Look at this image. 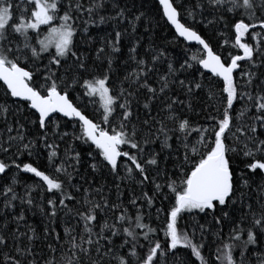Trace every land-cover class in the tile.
<instances>
[{"label":"snow or ice","instance_id":"6c2138e0","mask_svg":"<svg viewBox=\"0 0 264 264\" xmlns=\"http://www.w3.org/2000/svg\"><path fill=\"white\" fill-rule=\"evenodd\" d=\"M205 3L219 13L218 20H224L225 13L234 18L231 25L235 35L233 47L241 49L243 54H229L230 62L228 58L222 59L197 30L182 22L179 5L173 0H159L166 22L174 27L178 38L202 46V51L198 50L192 61L222 80L216 99L219 107L210 106L217 115L209 112L205 117L206 126L194 127L183 116L182 110L177 111L178 107L192 110L194 89L203 87L195 79L179 78V74L188 73L193 68V63L186 60L177 68L168 62L166 74L152 80V75L158 73L157 63L165 58V51L150 46L144 55L151 59L140 57V38L135 35L137 26L142 20L147 19L148 24L152 21L139 10L136 0H20V3L0 0V81L6 86L4 95L15 98L12 101L15 109L7 102L0 103V122L4 125L0 129V153H4L8 161L0 159V178L15 168L42 182L30 186L24 197L15 192V176L12 184L0 190V196L4 198L3 209L0 210L3 216L0 264H170L169 253L174 257L171 264H187L180 259L178 247L190 249L200 264H208L202 254L205 226L197 223L189 233L179 227V221L184 214L195 217L211 212L215 223L220 225L222 219L230 218V212L225 209L234 206H238L243 215L239 221H234L230 230L232 242L217 248L216 259L220 264H246L249 246L264 242V73L259 71L264 68V40L257 39L264 34V0H198L195 7L203 11ZM187 14L195 20L196 14L192 9H188ZM125 22L127 27L121 30ZM101 25H111L114 32V37L113 33L102 37V46L96 50L97 60L105 54L103 59L107 61V68L103 69L102 65L94 62L90 70L87 57L78 52L77 38L83 33L80 38L85 43L93 42L88 34L89 27ZM41 26L47 27L46 33L41 31ZM256 28L260 31H254ZM246 34L257 39L255 46L242 42ZM124 38H128V58L135 67L125 75L117 91L110 86V79L113 57L121 52ZM45 58L47 63L42 64ZM240 61H245L247 67H242ZM237 69H241L242 82H237L234 77ZM195 71L199 72V68ZM85 73L91 78H85ZM125 83L128 87H124ZM77 88L83 89L81 99L90 98L85 105L99 104L103 110L101 123L108 128L95 123L73 103L70 90L76 91ZM177 89H180L179 93ZM181 94L188 99H181ZM214 95L210 93L209 99ZM142 100L149 117L143 120L137 110ZM238 103L240 109L237 111L235 105ZM153 104L159 108L155 116L151 115ZM21 111L27 113L23 122L19 118ZM160 112H166V117L160 118ZM56 114L72 121L74 126H80L81 135L75 139H82L85 143L90 141L99 150L95 155L102 160L88 165L93 172L103 167L116 177L136 181L142 188L145 182L154 184L151 195L142 190L140 195H134L129 201L135 214L120 202L119 184L116 185V202L104 194L103 186L83 188V195L77 199L72 189L80 193L81 186L72 181L74 173L80 175L81 157L78 152L69 155L74 150L68 148L63 157L60 156L57 141H64L69 134L59 132L60 120ZM10 115L16 119L10 121ZM113 121L118 122L116 127H112ZM29 132L32 138H29ZM193 132L197 133L194 144L189 140ZM173 137L184 149L183 163H177L176 177L169 178L166 185L156 183L154 179L150 181L147 166H156L159 174L160 155L165 149H172L170 141ZM158 140L160 151L153 152L145 160L146 146ZM229 140L232 143H228ZM41 145L48 150L45 170L31 162L17 163L25 153L39 159L38 147ZM123 145H128L129 150H123ZM133 149L135 153L131 151ZM189 149L193 156L199 155L200 158L187 169L191 159ZM89 155L93 156V153ZM237 157L243 162L242 168L235 163ZM121 168L124 177H120ZM60 175L64 179H60ZM137 175L142 179L137 181ZM164 175H168L167 171ZM165 187L173 194L171 199L164 192ZM35 188L51 196L45 198L42 195L40 203H36L31 195ZM253 195L256 208H253ZM96 196L99 199H95ZM158 197L161 204L168 201L167 208H156L157 220L161 213L165 215L162 230L166 239L163 245L158 238L153 239L161 229L144 222V206L151 209ZM17 200L29 208H38L47 218L42 236L25 222L23 210L19 213L14 211V201ZM137 201H143V204L138 205ZM217 211L221 215L217 216ZM61 214L74 219L78 217L77 225L64 228L63 237L56 230L63 218ZM151 215L149 212V219ZM246 221L247 227H244ZM12 222L15 223L14 228H10ZM21 222H25V231L21 230ZM197 230L201 239L194 242ZM244 235L246 239H242ZM120 236L123 240L117 245L115 238ZM38 240L46 242L45 247L51 253L59 247L60 261H56L54 256L45 259L43 250H37ZM65 246L70 256L63 253ZM126 246L129 249L127 257L134 259L121 253L120 250ZM237 248L240 249L238 259L234 257ZM138 249L146 251L141 254ZM257 264H264V253L257 254Z\"/></svg>","mask_w":264,"mask_h":264},{"label":"trees","instance_id":"16d2710c","mask_svg":"<svg viewBox=\"0 0 264 264\" xmlns=\"http://www.w3.org/2000/svg\"><path fill=\"white\" fill-rule=\"evenodd\" d=\"M176 5L180 6V11L182 15V21L186 23L188 26L193 27L195 30L201 34V36L210 44V46L213 48V50L220 54L222 59L228 58L230 62V56L231 55H242L243 52L241 49L233 47L235 35L234 30L232 28V22L233 17L230 14L225 13V19L224 20H218L219 13L216 11L210 9L207 7L205 3V7L203 11L200 9H197L195 5L197 4L198 0H173ZM15 3H20V0H14ZM87 2V0H85ZM137 7L140 11H143L145 13V17L150 19L152 22L151 24H148L147 19L142 20L140 24L137 26V32L136 36L140 38L141 46L138 48V52L140 54V57H143L145 59H151L150 56H145L144 54L148 51L149 47L160 51H165V58L163 62H158L156 67L158 69V73H154L152 75V80L154 81L158 75L160 74H166L167 71V63L171 62L173 63L174 67H179L180 64L184 63L186 60L189 63H193V68H190L188 70V73L179 74L180 79H185L187 77V80L195 79L197 82H200L203 87L201 89H194L195 95L191 97V103H192V110H188L187 108H177V111L182 110L183 116L187 117L190 120V123L194 127H199L200 125L206 126V120L205 117L208 115L209 112H211L212 115H217L213 107H210L212 105H215L216 107H219V105L216 104V99L220 94L221 88H222V80L218 77H215L209 73H206L202 70V68L195 64L194 61H192L193 55H196L198 53V50L202 51V48L197 45H190L187 44L183 39L180 37L178 38L175 30L173 27L166 22V18L163 16V10L157 0H136ZM23 7V5H22ZM192 9L195 14L196 18L195 20L192 19V17L188 16L187 10ZM16 15H19V12H16ZM260 15L259 10H257V16ZM209 21H213L212 23H209ZM227 24V26H226ZM124 27H127V22L122 26L121 30H123ZM146 29H148L146 31ZM41 31L43 33L47 32L46 26H41ZM254 31L259 32L260 29L256 28ZM107 33H113L114 32L111 27V25H101L99 27H89V35L93 38V42L91 43H85L83 39L80 37L84 34L81 33L80 36L77 38V48L79 54H82L84 57H87L86 63L89 65L90 70L93 68V64L95 62L96 65H102L103 69L107 68V61L103 59L105 54H101V60L96 59V50L102 46L101 38L104 37ZM259 40H264V34H262L261 37H258ZM257 39H252L249 35L246 34L242 42H247L253 46L256 45ZM227 41V43H225ZM128 47L129 42L128 38H124L121 42V52L117 53L113 57V71L111 73V79H110V86L113 87L115 90H119L121 82L124 80L125 75L132 70V68L135 67L134 63L129 60L128 58ZM54 51V49H53ZM47 54H45V57ZM139 58V57H138ZM127 61V63H125ZM42 64L47 63V59L41 61ZM71 63V61H69ZM240 64L242 67H247L245 61H240ZM199 68V72H196L195 69ZM261 73H264V68L259 69ZM241 69H239L238 72L235 74V78L237 82H242V78L240 76ZM192 75H189V74ZM203 73V75H201ZM85 78L90 79L91 76L87 73L84 74ZM264 78V77H262ZM186 80V83H187ZM258 83V81H257ZM124 87H128L127 83L124 84ZM194 87V86H193ZM6 87L3 85V83L0 82V103L7 102L9 105L12 106L13 109H15V105L12 104L13 98L9 96L4 95V89ZM177 93L180 92V89L176 90ZM83 89L77 88L76 91L70 90V99H72L73 103L80 106L86 115L89 116V118L93 119L96 123H101V113L102 108H100L99 104H87L85 105V101H87L88 97L82 96ZM210 93H214L212 99H209ZM181 99L187 100L188 98L184 95H180ZM91 99H98V98H91ZM122 102V101H121ZM240 109V104L235 105V110ZM138 113L140 115L141 120L145 118H149L147 113L148 110L143 108V100L141 104L138 107ZM119 111V110H118ZM159 111V108L156 104H153L151 115L155 116L157 112ZM254 111V110H253ZM27 113L21 111L20 119L23 122V116ZM166 112H160V118L166 117ZM60 120V128L59 132H67L69 135L64 139V141H57L60 144V156L63 157L65 149H72L74 151H70L69 155H74L75 152H78L81 157V165L79 168L80 175H74L73 184H77L81 186V192L75 193V190L72 189L74 194L76 195L77 199H80L83 195V188H89L95 189L99 188L101 186L104 187V194L109 197V199L113 202H116L117 200V189L116 185H120V193H122V196L120 197V202L123 203L126 207H129V210L135 214V209L132 208L129 204V201L132 199V197L140 195L141 191H147L150 195L152 194L154 190V184L151 182H145L143 185V188L141 185H139L136 181L129 180V179H121L119 177H116L115 175L111 174L107 168L100 167L97 171L93 172V170L88 166L92 162H97L102 160V157L95 155L99 150L95 148V145L91 144L89 141L88 143H85L82 139H75L76 136L81 135V128L80 126L73 125L72 121L62 118L59 115L57 116ZM10 121H14L16 117L9 116ZM134 122H136L134 120ZM117 121H113L112 127H116ZM236 122L234 121V124ZM102 127L108 128V125H104L101 123ZM139 126V125H138ZM171 123H169V127H171ZM4 127L3 123L0 122V129ZM29 128H32V125H28ZM158 127V125H157ZM29 138H32V133H28ZM163 139V137H161ZM197 139V133L193 132L192 135L189 137V140L192 141L194 144ZM243 139V137H241ZM170 143L173 145L172 149H165L161 155H160V164L159 168L161 171L159 174L157 173L156 166H147L148 171L147 174L150 177L151 180H155L156 183H160L162 185H166L169 178H175L176 174L178 172L177 169V163H183V156H184V149L182 146L179 145V143L176 141L175 137L170 141ZM228 143H232V140H229ZM123 150L128 151L129 147L128 145L122 146ZM178 149V151H177ZM202 152L206 151V149H200ZM38 151L40 152L39 159H37L36 156L29 157L27 153L25 155L21 156L19 160H17V163H20L21 161L28 163L31 162L34 164V166H38L41 168V170H45L47 165V151L41 146L38 147ZM133 153H135V149L131 150ZM160 151V141L158 140L156 143L146 146V152L144 155V159L150 158L151 154L153 152H159ZM89 153H93V156H90ZM189 157L191 158L186 168L190 169L193 166V163L197 161L200 157L199 155L193 156L191 150L189 149L188 152ZM178 158V159H177ZM0 159H5V162H8L6 159V156L4 153H0ZM124 159V158H122ZM59 163V160L57 161ZM236 165L239 168L243 167V162L239 157L236 159ZM48 171H51V169H48ZM164 171H167L168 175H164ZM16 177L17 183L14 185L15 192L21 196L24 197L29 189L30 186H34L36 183H42L39 181V178H35L30 173H24V172H18L15 168L11 169L7 176L0 178V190L3 189L5 185L12 184V177ZM125 173L123 171V168L120 170V177H124ZM83 177V179L81 178ZM60 179H64L63 175H60ZM142 179L138 175L136 176V180ZM177 183H179V180H177ZM46 187V185H45ZM164 192L169 195V198H172V193H170V190L165 187ZM31 195L36 203H40L41 196L43 195L45 198L51 196L50 193H41V190L39 188H35ZM3 196H0V210L3 209ZM95 199H99V196H96ZM253 208H256L255 204V196L253 195ZM14 204L16 205L14 211L16 213H19L21 210L25 213V222L28 225H31L36 229V232L39 235H43L44 226L47 223V218L44 217L40 212L38 208H29L27 204H21L19 200L14 201ZM138 205L143 204V201H137ZM157 207H168V201H164L163 204H161V198H157L155 201L154 206L149 209L147 206H144V213H145V219L144 222L147 224H150L153 228H159V230L154 236L153 239L158 238L162 245L165 242V235L163 232L164 227V220L165 215L163 213L160 214L159 220L156 218V208ZM226 211L230 212V218L229 219H222V222L220 225H217L215 223V220L213 219V215L211 212H209L207 215L205 214H199L195 217H193L190 214H184V218L179 221V227L186 229L189 233L192 231V226L199 223L205 226V239H204V248L202 250V254L204 255L206 261H208V264H220V262L216 259L217 255V248H223V246L227 243H231L232 241L229 239V233L230 230L234 227V221H239L240 218L243 215V212L239 209L238 206H234L232 209H225ZM6 212H11V210H4ZM151 212V219L148 217V213ZM63 217V214H61ZM116 215H119L117 212ZM217 216L221 215L219 211L216 213ZM8 219L11 221V215L9 214ZM109 220L111 222V214L109 215ZM78 217L72 218V217H63L56 226V230L61 233V236L63 237V232L65 227H73L77 225ZM25 222H21V230L25 231L26 229L23 227V224ZM3 224V216L0 215V225ZM244 227H247V221L243 225ZM15 223H10V228H14ZM79 227H82V224H80ZM79 230V228L77 229ZM98 230V229H97ZM141 231V230H137ZM146 231V230H144ZM201 239L199 230L196 231L194 242H199ZM242 239H246V235L242 236ZM123 237H116L115 242L117 245H120L122 243ZM144 242V241H142ZM26 243V240H25ZM45 243L42 240H38L36 242L37 250H43V257L45 259L54 256L56 261H60L61 257V250L59 247H57V251L55 253H51L48 251V249L45 247ZM239 243V242H237ZM128 247L122 248L120 251L122 254L128 253ZM141 251V254H143L144 250ZM239 252L240 249L237 248L234 252V257L239 258ZM63 253L67 256H70L71 253L68 252L67 246L63 249ZM177 253L181 260L186 261L187 264H200V261L197 260L194 256L191 255L190 249H184L179 248L177 249ZM258 253H264V242L261 244H258L256 246H249V251L246 254V264H257V254ZM129 259H134L131 257H127ZM2 259V258H0ZM74 259V258H73ZM174 259L171 253L168 254V260L171 264V261Z\"/></svg>","mask_w":264,"mask_h":264},{"label":"water","instance_id":"95a60500","mask_svg":"<svg viewBox=\"0 0 264 264\" xmlns=\"http://www.w3.org/2000/svg\"><path fill=\"white\" fill-rule=\"evenodd\" d=\"M158 2H159V0H157ZM174 2V1H173ZM161 6V8H162V10H163V6L162 5H160ZM183 22V21H182ZM173 27V26H172ZM173 29H174V27H173ZM175 30V29H174ZM201 35V34H200ZM181 39H183L182 37H180ZM184 40V39H183ZM185 41V40H184ZM187 44H190V45H197V46H200L201 48H202V46L201 45H198V44H196V42H187V41H185ZM240 63V62H239ZM202 70L203 71H205L206 73H209V74H211V75H213L211 72H209L208 70H206V69H203L202 68ZM239 71V69H237L235 72H234V76H235V74H236V72H238ZM214 76V75H213ZM1 83H3L2 81H0ZM5 86V85H4ZM6 87V86H5ZM13 99H15V98H13ZM57 116L59 115L60 116V114H56ZM67 119V118H66ZM95 122V121H94ZM96 123V122H95Z\"/></svg>","mask_w":264,"mask_h":264}]
</instances>
